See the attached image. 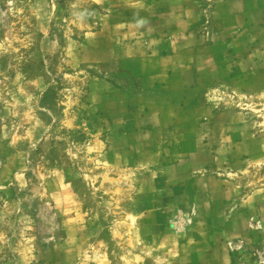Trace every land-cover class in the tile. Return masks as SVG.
<instances>
[{
    "label": "rangeland",
    "instance_id": "374dc122",
    "mask_svg": "<svg viewBox=\"0 0 264 264\" xmlns=\"http://www.w3.org/2000/svg\"><path fill=\"white\" fill-rule=\"evenodd\" d=\"M0 264H264V0H0Z\"/></svg>",
    "mask_w": 264,
    "mask_h": 264
},
{
    "label": "crops",
    "instance_id": "0c3cea01",
    "mask_svg": "<svg viewBox=\"0 0 264 264\" xmlns=\"http://www.w3.org/2000/svg\"><path fill=\"white\" fill-rule=\"evenodd\" d=\"M165 42H166V43H168V45H170V43H172L171 41H168V42H167V41H165Z\"/></svg>",
    "mask_w": 264,
    "mask_h": 264
}]
</instances>
